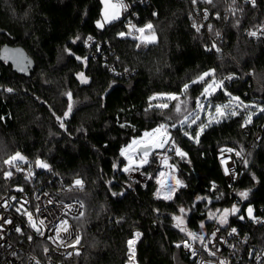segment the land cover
I'll return each mask as SVG.
<instances>
[{
    "label": "trees",
    "instance_id": "trees-1",
    "mask_svg": "<svg viewBox=\"0 0 264 264\" xmlns=\"http://www.w3.org/2000/svg\"><path fill=\"white\" fill-rule=\"evenodd\" d=\"M238 6L243 14L220 22L221 39L213 41L192 27L191 0H149L144 7L137 5L133 8L137 25L151 22L157 38L138 48L139 41L132 35H118L129 32L128 15L97 27L101 0H0V50L5 45L21 46L35 60L29 78L0 61V86L13 89L0 92V161L19 152L52 166L65 184L76 179L84 182V187L72 189L70 197L85 205V215L77 222L85 251L69 264H125L126 242L136 231L142 234L137 245L139 264H191L176 247L190 237L175 227L173 217L180 208H188L185 228L196 233L201 223L210 227L209 209L229 207L235 199L240 213L232 224L251 243L264 245V224L255 225L246 215L251 206L256 217L264 216V114L253 116V122L242 127L254 109H237L236 116L207 127L199 143L184 131L194 137L201 121L190 128L179 125L183 115L196 112L197 98L204 100V85L191 81L213 69L215 79L235 77L211 96L214 105L226 104L231 99L226 93L264 104V94L253 80L264 82V47L246 36L262 17L252 8ZM212 7L223 11L226 5L214 0ZM237 18L238 27L233 26ZM78 36L80 40L73 43ZM213 42L219 52L206 50ZM81 72L87 83L78 78ZM185 83L191 86L181 95ZM69 92L74 104L61 128L57 117L64 118ZM170 93L185 101L182 114L175 112L177 101H167V109L145 112L149 97ZM162 123L169 125L171 138L187 154L174 162L184 186L170 200L156 195V171L141 185L122 170L126 159L121 150L132 138ZM173 123L176 128L171 127ZM258 133L261 141L251 148ZM222 147L249 153L243 179L234 186L227 183L218 165ZM144 169L151 170V162ZM214 184L224 195L220 201L211 199ZM242 191H248L246 200L238 195ZM113 192L123 195L113 196ZM240 215L245 218L239 219Z\"/></svg>",
    "mask_w": 264,
    "mask_h": 264
},
{
    "label": "built area",
    "instance_id": "built-area-1",
    "mask_svg": "<svg viewBox=\"0 0 264 264\" xmlns=\"http://www.w3.org/2000/svg\"><path fill=\"white\" fill-rule=\"evenodd\" d=\"M148 1L149 0H124V3L129 7L122 12V15H128L127 27L129 31L130 24L135 25L137 28L144 26L137 25L136 18L138 17V13L134 11L133 8L137 5L144 7L145 4H148ZM223 2L226 5V8L223 11L213 9L212 6H214V4L209 5L203 3V0H198L196 5L192 4L189 14V19L191 20L192 25L194 21L198 25H204L199 32L194 29L195 32L198 34H204L213 41L221 39V37L217 38L214 33L219 31L218 26H220V22L228 23L231 19V13L227 11L231 0H223ZM237 4L252 8L260 14L262 18L256 25L264 23V0H257L256 7H252L251 4L246 3L245 0H237ZM204 9H208L210 13L207 20L203 19ZM216 13H219V19L215 18ZM225 16H227V19H225ZM208 24L213 26V31L208 30ZM255 26L248 30L254 29ZM247 33L248 31H246V36L250 41L255 44H263L264 47V37L254 38ZM138 35L139 33L132 29V36L136 37ZM250 74L252 73L250 72ZM228 76L233 75L219 77L216 78V80H221ZM234 78L235 77L233 76V79L231 80L224 79V84L231 83ZM253 80L256 87L264 94V82L259 81L257 78H254ZM157 127L158 126H155L152 129L146 130L141 135H144L145 132H152ZM136 138L137 137L132 138L131 142ZM260 141L261 134L258 133L251 142V148H255ZM169 147L170 145H165L164 148H158L153 152L149 158V162H151V170L131 166L130 169L135 170L129 171V177L141 185H146V183L152 178V171L158 173L163 172L168 168H173L175 160L180 158V156H177L174 150H168ZM228 148L231 147L220 148L218 165L227 183L230 186H234L243 179L245 174L246 167L243 163L245 156L242 153L241 157H237L235 152L238 150L233 148H231L234 150L233 152H222V150ZM180 149L182 150V148ZM165 156L168 158L166 162L164 160ZM222 159L225 160L226 163H222ZM25 160L27 163L20 162L21 171H16L15 168L5 165L0 161V225H3V229L0 231V236L3 237L0 239V264H36V260H38L40 264H69L81 257L85 251L82 230L77 225V222L85 215V205L82 200L70 197L72 189L79 187L74 188V182L71 184H65L63 180L57 178L52 166H50L49 169H42L35 167V162L29 158L25 157ZM225 168L229 169V174L227 175L225 174ZM5 171H12L13 175L10 178H5ZM29 171H31L33 175L29 176ZM84 185L83 182V187ZM214 185L215 187L212 186V192L214 195L211 199L214 201H220L223 199L224 195L218 193L220 191V186L217 184ZM20 189H22V191ZM230 194L231 196H234L236 191L232 189ZM238 202L239 200L235 199L229 207L225 208L231 209L233 205L238 207ZM81 203L83 204V207H81ZM22 205L23 207H21ZM68 206L71 207L69 208ZM37 207H39V211H37ZM17 208H21V211L17 212ZM225 208L221 209L217 207L212 211H215V215L219 217ZM217 209H220L221 212L217 213ZM25 210L33 214V219L37 224L40 219H45V224L48 225V227H41V231L44 232L43 236L37 235V233L29 227L27 215L22 214ZM81 212L83 213L82 216L80 215ZM65 213H67V215H65ZM236 215H238V213ZM233 217V215H230L228 217V224L224 226L219 225L217 220L210 219L209 228L203 227V229L196 232L205 237V242L208 243V248L210 250L215 251L217 248L219 249L215 256L209 255L199 241H194L191 238L185 239L180 243V248L191 264H219L220 260H226L228 261V264H264V245L251 243L248 235L241 233L240 230L232 224L231 220ZM259 217L264 218V216ZM60 218L68 220V223L71 226L69 230L72 232V239L65 240L66 246H58L60 244L59 240L49 239V237L55 236V232L50 229L53 225L59 222ZM5 220H11L12 223H4ZM254 224L262 225L258 223ZM16 226L22 228L23 235L15 231ZM232 227L237 229L238 235H228V232ZM218 228L220 230L216 231ZM213 232H216L215 237L211 236V233ZM77 233L80 235V243L75 245V247H72L71 245L73 244ZM29 234L33 236L32 241L27 239ZM65 235L66 234L61 233L62 237ZM245 237H247V240H245ZM222 239L226 240L227 243H222ZM184 241H187L196 250L197 255L195 257L191 255V252L188 249L183 247ZM138 242L135 246L136 264H139L137 256ZM229 244L235 245L236 247L234 249L230 248L228 246ZM45 247L49 249L47 253L43 251ZM77 251L79 252L78 255L76 254ZM249 252H252L253 255L249 256ZM68 253L72 254L68 255ZM127 253L128 249L126 245L127 260L125 264L128 262ZM257 255L260 257L259 260L255 258ZM33 257L35 259H32Z\"/></svg>",
    "mask_w": 264,
    "mask_h": 264
},
{
    "label": "snow or ice",
    "instance_id": "snow-or-ice-1",
    "mask_svg": "<svg viewBox=\"0 0 264 264\" xmlns=\"http://www.w3.org/2000/svg\"><path fill=\"white\" fill-rule=\"evenodd\" d=\"M102 2L105 5V11H104V23H111L114 20H117L120 18V14L121 12L127 10V8L129 7L127 4L124 3V0H115V2H113V0H102ZM193 5H196L198 0H191ZM246 3L251 4L252 7H256L257 4V0H245ZM203 3L209 4V5H213L214 4V0H203ZM228 12L231 13V15L233 17H236L237 14H243L244 9L242 7H239L237 4V0H231L230 2V6L227 9ZM153 15H156V13L154 12ZM210 13L208 9H204L203 10V19L207 20L209 17ZM216 19H219V13H216L215 16ZM225 19H227V16H225ZM240 25V19L237 18L234 21V25L238 27ZM104 25L103 23H101L100 21H97V27L98 28H102ZM193 28L199 32L200 29L202 27H204V25L200 24L198 25L195 21L193 22ZM130 31L126 34L124 32H120L118 35L120 37H124L125 35H132V29H134L137 33H139L138 36L135 37V39H137L139 41V43H137V47H141V46H147L148 44H152L156 42V33H155V28L154 25L149 22L147 24H145L143 27H139L137 28L135 25H129ZM207 28L209 31H213V26L211 24L207 25ZM215 36L217 38L220 37V33L217 31L214 33ZM249 36L254 37V38H261L264 37V23L260 24V25H256L254 29L252 30H248L247 33ZM77 40H80V37H76L75 40H73V43H76ZM88 40L91 41L92 37H88ZM215 49L217 52L220 51V49L218 47H216L215 42H213V44L211 45L210 48H207L206 50L211 51L212 49ZM69 54H71L70 50ZM76 59H81L80 57H76ZM85 63H87V59L85 58L84 60ZM127 71V70H126ZM208 77H212V79L209 81L207 78ZM78 78L81 80L82 83H87V78L84 76V73L81 72L78 74ZM224 79L227 80H231L233 79V76H228ZM224 79L221 80H216L215 79V70H209L207 72H204L200 75H198L196 77V79L191 81V84H203V90L201 93V96H203L205 99H208L211 95H213L215 93V91L217 89H223L224 88ZM191 85L189 83H185L183 85V88L181 90V95H186L187 91L189 89ZM4 91L6 92H13L12 88H7L4 89ZM227 95L230 96V101L228 104H224V105H211V102L209 101V107L214 108V114L209 112V119L207 123H204L203 121L200 122V124L197 126L198 127V131H196L195 136L192 137L189 135V132L187 130L184 131V135L185 136H189L190 139H194L195 142L199 143V137L200 135L204 132V130L209 127L212 123H220L223 119H227L230 116H236L238 114L237 109L240 107H243L245 110H248L249 108L254 109V111L248 112V114L246 115V117L244 118L243 124L241 125L242 127H247L249 124H251L253 122V116L255 115H259V114H264V104H244L243 101L240 100L239 97H235V96H231V93H226ZM69 103H68V108L67 111L64 113V118H60L57 117V119L60 121V127L64 128V119H66L70 113L72 112V108H73V102H72V94L66 93ZM161 101L158 103H153V101ZM167 101H177V103L174 105L175 108V112L177 114H182V105L185 103V101L180 100V96L174 93H170V94H158V95H154L152 97H149V106L148 108L145 109V112H149L153 109H167L169 107V104L167 103ZM232 101H235V105L232 104ZM196 105L197 108L200 109L201 111L204 110V106L200 101V98H197L196 101ZM228 109H231L230 111ZM0 119H3L2 117H0ZM200 120V115L199 112H192V113H188L187 115H183V119H181L179 121V125L180 127H183L185 124H187V126L190 128L192 126V124H196L197 121ZM125 125H121V127H124ZM172 128H176L177 124L173 123L171 125ZM169 125L167 124H160L156 129H154L152 132H145L144 133V137H148L149 141L148 142H144L143 140L141 141H136L133 140L132 144H137L140 143L142 145V156H141V161H140V165L139 166H143L144 164H148L149 160L147 159L149 152L152 150L153 147L155 148H164L165 145H170L169 149L170 151L174 150L175 154L177 156H180L181 158L186 157V153H184L178 146H176V142L171 138V135L168 131ZM159 134V135H157ZM132 145H129V147H131ZM223 151H227V152H233L234 150L231 148H228L226 150H222ZM242 151L243 149H241L240 151H236L235 155L237 157H241L242 155ZM121 155H125V150L122 149L121 150ZM167 156L164 157L165 162L167 161ZM20 162H24L27 163V161L25 160V157L17 152L15 153L13 156H11L9 159L3 161V163L5 165H9L10 167L15 168L16 171H21V166H20ZM222 163H226L225 160L222 159L221 161ZM132 161L131 159H129V165H131ZM245 167H247L248 165V161L245 159L243 161ZM138 166V167H139ZM35 167L38 168H42V169H49L50 166L40 160L37 159L35 161ZM115 167V165H114ZM124 172H129L130 170H135V169H130V167L126 166L122 169ZM225 174H229V169L225 168ZM13 175L12 171H5L4 172V176L5 178H10ZM33 175V173L31 171H29V176ZM161 176L164 175V173H160ZM27 178V177H26ZM253 179H255V177L253 176ZM157 183H161L162 184V188H164L166 190V192L168 193L167 195L164 196V199H172V194L176 192L177 190V186L183 187L184 185L182 184L181 181L177 180L176 181V186H173L171 184H164L162 183L160 180H157ZM73 187H79L82 188L83 187V181L81 179H76L74 181ZM213 187H215V185H213ZM22 191V189H20ZM71 190V189H69ZM113 196H117V195H123V193H112ZM157 197L160 196V191H158L156 193ZM238 195L241 197L242 200H246L248 198V191H242L239 192ZM201 199H206L205 197H197V200H201ZM51 203V202H50ZM23 207V205L21 206ZM69 208L71 206H68ZM81 207H83V204L81 203ZM17 212L21 211V208H17L16 209ZM37 211H39V207H37ZM179 212L181 213V215L179 216H174L173 220L176 221L175 227L179 228V230L181 232H185L186 235L188 237H190L192 240L194 241H199L202 245V247L204 248L205 251H207L209 253V255L211 256H215L217 254V252L219 251V249L217 248L215 251L210 250L208 248V243L205 242V237L201 234L198 233H193V232H188L187 229L185 227H182V225L184 224V219H183V214H185V209L184 208H180ZM217 213H220L221 210L217 209L216 210ZM247 212V217L249 219H251L254 223H258V224H264V218H260V217H256L254 215V209L249 206L246 209ZM237 213H240V209L236 206L233 205L231 209H223L222 214L219 215V217H217L215 214L213 213H209V219L212 220H217V222L219 223V225L224 226L228 224V217L230 215L235 216ZM22 214L27 215L28 218V224L29 227H31L39 236H43L44 232L41 231V227H48V225L45 224V219H40L38 224L37 222L34 221L33 219V214L31 212H28L27 210H25ZM65 215H67V213H65ZM80 215L82 216L83 213L81 212ZM239 219L243 220L245 217L244 215H240L238 217ZM4 223L7 224H11L12 221L11 220H5ZM70 225L68 223V220L60 218L59 222L55 225L52 226V228L50 229L51 231L55 232V236L54 237H49V239H53V240H59L60 244L58 246H66L65 245V240L68 239H72V232H70ZM201 228L204 227L203 223H201L200 225ZM3 229V225H0V231H2ZM220 229L218 228L216 231H219ZM15 231L17 233H20L23 235V230L20 226H16L15 227ZM61 233L66 234L65 236H61ZM141 233L139 231H136L132 238L128 239L126 244H127V249H128V262L127 264H136L135 262V256H136V251H135V246L136 243L140 240L141 237ZM229 236L232 235H238L237 233V229L235 227H232L230 229V231L228 232ZM212 237L216 236V232L211 233ZM3 237L0 236V239H2ZM27 239L29 241L33 240V236L31 234L28 235ZM245 240H247V237H245ZM210 242V241H209ZM222 243H227L226 240H221ZM80 243V235L77 233L75 235V239L73 244L71 245L72 247H75V245ZM230 248H235V245L229 244L228 245ZM176 247H181V244H177ZM183 247H185L186 249H188L191 252V255L193 257H195L197 255L196 250L193 248V246L191 244H189L187 241L183 242ZM43 251L45 253H47L49 251V249L47 247H45L43 249ZM15 254V253H13ZM72 253H68V255H71ZM76 254L78 255L79 252L77 251ZM249 256H252L253 253L249 252L248 253ZM257 260L260 259L259 255H257L255 257ZM32 259H35L34 257ZM36 264H40V262L38 260H36ZM219 264H228V261L226 260H220Z\"/></svg>",
    "mask_w": 264,
    "mask_h": 264
},
{
    "label": "rangeland",
    "instance_id": "rangeland-1",
    "mask_svg": "<svg viewBox=\"0 0 264 264\" xmlns=\"http://www.w3.org/2000/svg\"><path fill=\"white\" fill-rule=\"evenodd\" d=\"M113 2H115L114 0H113ZM101 3H102V17H101V19H100V22L101 23H103V25L105 26V25H107V24H109V23H104V11H105V5H104V3L102 2V0H101ZM122 17V12H121V14H120V18ZM119 18V19H120ZM119 19H117V20H119ZM117 20H114V21H117ZM114 21H112V22H114ZM111 22V23H112ZM103 26V27H104ZM102 27V28H103ZM157 39V38H156ZM212 79V78H211ZM210 79V80H211ZM209 80V81H210ZM259 81H261L260 79H259ZM262 82V81H261ZM219 89H217L216 91H218ZM215 91V92H216ZM212 96V95H211ZM211 96L208 98V99H205L204 98V100L201 102L202 104H203V106H204V110L203 111H201L200 109H196V112H199V115H200V120H198L197 121V123L198 122H200V121H204L205 120V122L207 123L208 122V119H209V112H211V113H213L214 114V108H211V107H209V101H210V99H211ZM241 100V99H240ZM230 101V100H229ZM229 101L226 103V104H228L229 103ZM241 101H243V100H241ZM73 102V101H72ZM211 102V101H210ZM235 101H232V104L233 105H235ZM243 103L244 104H248V105H251V104H254V103H251V102H245V101H243ZM73 104H74V102H73ZM211 105H214L212 102H211ZM238 109H244L243 107H240V108H238ZM229 111L231 110V109H228ZM256 116V115H255ZM212 124H214V123H212ZM192 125H194V124H192ZM157 135H159V134H157ZM134 140H136V141H141V140H143L144 142H148L149 141V138L148 137H144V135H140V136H138L136 139H134ZM133 142V141H132ZM132 142H130L125 148H124V150H125V155H123V157L124 158H126V163H125V165H124V167H126V166H128V167H131V166H139L140 165V161H141V156H142V153H139L138 152V150H139V148L140 147H142V145L140 144V143H137V144H132ZM129 145H132L131 147H129ZM158 148H155V147H153L152 148V150L149 152V155H148V157H147V159L149 160V158H150V156L153 154V152L155 151V150H157ZM244 154V156H245V159L247 160V161H249V153L248 152H245V153H243ZM129 159H131V161H132V163H131V165H129ZM149 164V163H148ZM148 164H144L143 166H139V168H144V167H146V166H148ZM160 173H164V175L163 176H161L160 175ZM157 180H160L162 183H164V184H171V185H173V186H176V181L177 180H179L180 181V179H179V177H178V175H177V168H176V166L174 165L173 166V168L171 167V168H168V169H166L165 171H163V172H158V174H157V178H156V183H157ZM157 186H158V190H157V192L158 191H160V196H159V198H161V199H164V196L165 195H167L168 193L166 192V190L164 189V188H162V184L161 183H157ZM180 188V186H177V190ZM177 190H176V192H177ZM175 192V193H176ZM175 193H173L172 194V197L175 195ZM164 200H170V199H164ZM238 208L240 209V206H238ZM185 209V208H184ZM213 209H209L208 211H207V213H208V215H209V213L211 212V213H213V214H215V211H212ZM189 212H190V210L187 208V209H185V214H183V219H184V224L182 225V227H186V225H187V220H188V216H189ZM179 215H181V213H179L177 216H179ZM246 215H247V212H246ZM175 224H176V221H175ZM201 229H203V228H201ZM186 234V233H185Z\"/></svg>",
    "mask_w": 264,
    "mask_h": 264
},
{
    "label": "water",
    "instance_id": "water-1",
    "mask_svg": "<svg viewBox=\"0 0 264 264\" xmlns=\"http://www.w3.org/2000/svg\"><path fill=\"white\" fill-rule=\"evenodd\" d=\"M0 61L11 66L14 72L27 78L31 76L35 68V60L21 46H3L0 50ZM2 91H4V87L0 86V92ZM141 149L142 147L139 148V153H142Z\"/></svg>",
    "mask_w": 264,
    "mask_h": 264
},
{
    "label": "crops",
    "instance_id": "crops-1",
    "mask_svg": "<svg viewBox=\"0 0 264 264\" xmlns=\"http://www.w3.org/2000/svg\"><path fill=\"white\" fill-rule=\"evenodd\" d=\"M126 159V158H125Z\"/></svg>",
    "mask_w": 264,
    "mask_h": 264
}]
</instances>
